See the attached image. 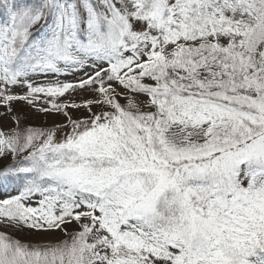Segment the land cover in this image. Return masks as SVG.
<instances>
[{"label":"snow or ice","instance_id":"1","mask_svg":"<svg viewBox=\"0 0 264 264\" xmlns=\"http://www.w3.org/2000/svg\"><path fill=\"white\" fill-rule=\"evenodd\" d=\"M0 107V264H264V0H0Z\"/></svg>","mask_w":264,"mask_h":264},{"label":"rangeland","instance_id":"2","mask_svg":"<svg viewBox=\"0 0 264 264\" xmlns=\"http://www.w3.org/2000/svg\"><path fill=\"white\" fill-rule=\"evenodd\" d=\"M4 113L5 109L0 107V126L7 128L12 126L13 121L10 116H5ZM12 115L20 116L25 124L43 125L45 123V117L42 114H37L34 110L22 103L13 105ZM47 122H52L50 117Z\"/></svg>","mask_w":264,"mask_h":264}]
</instances>
